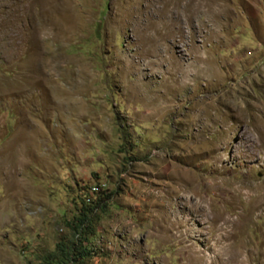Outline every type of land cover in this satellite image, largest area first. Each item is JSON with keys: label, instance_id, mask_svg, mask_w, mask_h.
Here are the masks:
<instances>
[{"label": "rangeland", "instance_id": "obj_1", "mask_svg": "<svg viewBox=\"0 0 264 264\" xmlns=\"http://www.w3.org/2000/svg\"><path fill=\"white\" fill-rule=\"evenodd\" d=\"M58 245L264 264V0H0V264Z\"/></svg>", "mask_w": 264, "mask_h": 264}, {"label": "trees", "instance_id": "obj_2", "mask_svg": "<svg viewBox=\"0 0 264 264\" xmlns=\"http://www.w3.org/2000/svg\"><path fill=\"white\" fill-rule=\"evenodd\" d=\"M102 202L103 201L99 199L94 202V204H92L93 202L84 203L83 207L80 208L77 217L74 218L76 223L73 229L80 241L82 239L81 231L83 232V225L89 223L93 210L100 207ZM58 247L59 254L55 259H53L54 261L51 264H72L77 261L79 257L83 258L88 254V251L81 245H79V247H65L63 245H58Z\"/></svg>", "mask_w": 264, "mask_h": 264}]
</instances>
